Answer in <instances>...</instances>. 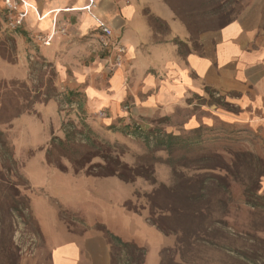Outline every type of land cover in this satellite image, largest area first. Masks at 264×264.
Listing matches in <instances>:
<instances>
[{
  "label": "rangeland",
  "instance_id": "374dc122",
  "mask_svg": "<svg viewBox=\"0 0 264 264\" xmlns=\"http://www.w3.org/2000/svg\"><path fill=\"white\" fill-rule=\"evenodd\" d=\"M248 1L171 0L173 12L162 2L188 30L186 40L172 28V20H160L150 6L143 11L154 31L152 43L180 42L185 51L186 41L187 49L199 50L202 36H212L221 23L238 17ZM217 3L221 9L215 12ZM1 10L0 140L7 144L0 145V185L5 188L0 190V264H136L128 260L127 249L109 243L107 231L144 247V264H160L163 249L165 264H254L249 261L253 250L264 254V213L245 195L258 181V194L264 196V132L224 113L239 107L208 89L168 117L155 113L125 122L105 119L103 109L91 114L84 87L89 76L96 82L107 79L106 66H92L111 53L112 41H91L90 49L80 48L56 65L36 44L37 52H25L16 38L20 30L6 27ZM72 91L79 94L72 96ZM7 148L10 154L4 155ZM93 152L98 155L90 163L104 162L102 155L111 152L130 166H152L157 182L144 176L131 182L96 176L86 168L75 172L70 158L84 162ZM202 175L211 201L210 215L204 212L211 233L201 231L191 245L180 248V234L167 235L148 220L159 206L168 207L163 195L154 206L150 193L160 184ZM257 257L255 264H264V255Z\"/></svg>",
  "mask_w": 264,
  "mask_h": 264
},
{
  "label": "crops",
  "instance_id": "0c3cea01",
  "mask_svg": "<svg viewBox=\"0 0 264 264\" xmlns=\"http://www.w3.org/2000/svg\"><path fill=\"white\" fill-rule=\"evenodd\" d=\"M162 2L170 8L164 0H24L27 13L16 38L25 52H37L36 44L39 53L63 65L80 48L90 49L91 41L104 37L102 25L111 28V53L92 66H106L102 73L107 79L96 82L89 76L84 87L91 114L103 109L105 119L125 122L155 113L168 117L181 103L190 104L191 96L209 89L239 107L238 112L224 110L225 115L247 119L264 132V0H249L238 17L212 36L204 34L199 50L183 53L176 42L152 43L154 31L145 6L160 20H172L182 39L189 35ZM50 34V45L38 39Z\"/></svg>",
  "mask_w": 264,
  "mask_h": 264
},
{
  "label": "trees",
  "instance_id": "16d2710c",
  "mask_svg": "<svg viewBox=\"0 0 264 264\" xmlns=\"http://www.w3.org/2000/svg\"><path fill=\"white\" fill-rule=\"evenodd\" d=\"M168 5H170L173 8V4L171 0H164ZM221 4H215L216 10L215 12H218ZM183 23L187 25L192 35H194V30L191 29V23H188L186 16L180 17ZM234 19V18H232ZM232 19H228L225 22L220 24V27L226 24L227 22L231 21ZM0 27H1V17H0ZM219 27V28H220ZM178 44L180 42H176ZM184 47H186V50L189 48L188 43L183 42L182 43ZM181 48V47H180ZM182 50V49H181ZM185 50V51H186ZM184 51L182 50V53ZM78 91H72V96L78 95ZM71 98V97H70ZM72 101V98L70 99ZM111 128L115 127L113 125H110ZM2 136V132H0V137ZM170 136V142H172ZM2 139V138H1ZM57 139L56 137H53L52 140ZM64 145L63 140L60 139V144ZM161 143H164V141H161ZM6 140H0V145H6ZM6 152L3 154H10V151L5 149ZM98 155V153L93 152L89 158L82 161L81 158H70V161L75 165V172H80L82 170L94 174L96 176H118L119 178L123 179L124 181L131 182L136 179L137 176H144L148 180H150L153 183H156L157 180L154 176V169L152 166H146V165H138V166H130L125 162H122L117 156L112 154L111 152H105L102 157L104 158V162H98V163H90L95 157ZM7 157V156H6ZM9 158V157H8ZM11 158V159H10ZM10 160H13L15 163L16 161L10 157ZM87 164H90L86 167ZM77 166V167H76ZM22 175V174H20ZM24 178V176L22 175ZM206 175L200 176L198 179H185L180 178L178 179L172 186H167L166 184H160V186L154 190L152 193H150V199L151 202L154 204V206L157 204L158 197L160 195H163L166 197L168 207L159 206L160 210L159 212L152 211V213L149 215L148 220L155 225L159 230H161L165 234H172V233H178L180 234L178 239V246H186L192 244V238L199 234L201 231L206 232L210 229V227H207L206 225V219L207 215L204 214L205 211H207L210 215V199H207V179L205 178ZM254 184L251 186H248L245 189V195L247 197V200L249 203H251L254 207H257L261 209L264 213V196L258 194V181L253 182ZM5 189L3 186L0 185V190ZM27 198V197H26ZM11 200V199H10ZM9 200V202H10ZM27 202L29 203V199L27 198ZM1 201V196H0ZM13 201V200H12ZM14 202V201H13ZM15 204L10 202L9 207H14ZM126 206L129 209L135 210L131 203L128 202ZM166 210V211H162ZM137 212V210H135ZM164 212H168L171 217H163ZM156 215L158 217H156ZM163 217V218H162ZM162 219H172V222H167L166 224ZM211 233V232H206ZM209 235V234H208ZM200 236V235H198ZM106 237L110 244H119L124 249L128 250V260H132L136 264H144L145 262V249L144 247H141L137 245L134 242H126L122 240L119 236L108 232L106 233ZM10 239V238H9ZM12 242H10V246H12ZM167 249H163L161 251L162 259L160 264H165L164 259V253ZM259 249L253 250L251 258H249V261L254 263L258 259V255H264L259 254ZM263 251V250H262ZM112 263H114V257H112Z\"/></svg>",
  "mask_w": 264,
  "mask_h": 264
},
{
  "label": "built area",
  "instance_id": "2783aa9c",
  "mask_svg": "<svg viewBox=\"0 0 264 264\" xmlns=\"http://www.w3.org/2000/svg\"><path fill=\"white\" fill-rule=\"evenodd\" d=\"M3 1V8H2V13H3V20L6 25V27L17 30L20 27L24 25L25 22V17H26V9L23 8L24 0H2ZM102 32L104 34V37L102 40L104 41L105 44H108L109 42L106 41L108 40L109 37L112 34L111 28L108 26L102 25L101 26ZM53 34L50 35H38V39L45 45H50L51 43V38ZM119 52L123 53L124 48L119 47ZM119 59V56H117V60Z\"/></svg>",
  "mask_w": 264,
  "mask_h": 264
}]
</instances>
